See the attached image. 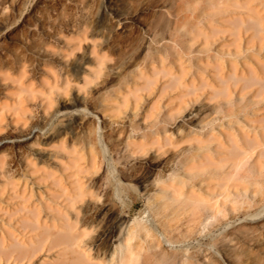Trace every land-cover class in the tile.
<instances>
[{
	"label": "rangeland",
	"instance_id": "1",
	"mask_svg": "<svg viewBox=\"0 0 264 264\" xmlns=\"http://www.w3.org/2000/svg\"><path fill=\"white\" fill-rule=\"evenodd\" d=\"M100 3L106 15L95 19ZM255 4L264 15V0ZM246 7L254 4L0 0V77H10L0 78V107L9 106L1 118L9 122L11 107L20 96L27 119L46 125L37 140L61 132L55 143L44 147L47 153L60 152L61 161L44 159V164L69 167L76 156L83 171V194L75 208L85 217L80 230L88 232L90 248L110 249V238L124 227L140 252V264H264V180L248 185L245 196L219 202L216 212L206 209L198 197L174 202L149 199L155 182L175 172L178 162L192 153L191 133L199 131L200 124L185 121L187 112L173 121L157 120L168 128L171 145L162 140L160 149L148 145L129 151L122 140L129 124L135 127L136 138L147 134L150 112L153 116L163 112L167 98L173 97L170 88L161 90L164 77L155 75L152 62L158 68L163 60V67L176 76L186 71L188 80L198 68L196 57L233 47L232 37H226L205 51L196 26L211 23L213 30L206 29L207 35L222 39V31L246 19ZM181 56L186 60L182 69L177 61ZM139 71L159 81L146 84ZM75 98L81 104L70 105ZM71 113L76 114L75 121ZM200 116H210L207 107ZM9 130L17 133L19 128L10 124ZM25 154V149L0 147V161L13 167L21 165L18 158ZM116 183L124 188L123 199L115 193ZM70 184H65L67 190L77 192ZM49 188L58 194L57 187Z\"/></svg>",
	"mask_w": 264,
	"mask_h": 264
},
{
	"label": "bare ground",
	"instance_id": "2",
	"mask_svg": "<svg viewBox=\"0 0 264 264\" xmlns=\"http://www.w3.org/2000/svg\"><path fill=\"white\" fill-rule=\"evenodd\" d=\"M255 1L246 0L254 7H246V19L222 31V39L207 35L213 30L211 23L196 26L203 35L205 51L226 37H232L233 47L196 57L198 68L188 80L186 71L176 76L173 70L163 67V60L158 63L159 70L152 62L155 75L164 77L161 90L170 88L173 97L167 98L163 112L156 116L150 112L147 134L136 138L135 127L129 124L122 137L123 146L140 151L148 145L160 149L162 140L173 144L168 128L159 123L162 119L173 121L183 112H187L185 121L194 120L200 126L199 131L191 133L192 153L178 162L175 172L155 182L156 191L149 199L174 202L198 197L206 209L216 212L219 202L245 196L248 185L264 180V15ZM105 15L106 8L100 3L94 18ZM177 61L180 69L184 68L186 60L181 56ZM139 75L146 84L159 81L142 71ZM0 78L10 79L7 74ZM69 104L76 106L81 100L75 98ZM204 106L210 113L206 118L200 116ZM8 108L1 106L0 114ZM11 108L8 123L0 115V147L25 149L26 154L19 156L20 166L0 161V264H140V252L132 246L129 229L124 227L110 238V249L90 248L88 232L80 230L85 217L79 216L75 208L83 194V171L76 156L69 167L44 164V159L61 161L60 152L47 153L44 148L55 143L61 132L39 141L45 123L27 119L29 112L20 96ZM75 115L71 113L74 121ZM10 124L18 126L19 131L11 132ZM193 181L198 182L196 186ZM66 183L73 184L77 192L67 190ZM49 186L57 187L58 194L50 192ZM185 186L188 190H183ZM123 191V186L116 183L115 193L122 199ZM61 197L64 203L56 200ZM211 201L213 205L209 206Z\"/></svg>",
	"mask_w": 264,
	"mask_h": 264
}]
</instances>
